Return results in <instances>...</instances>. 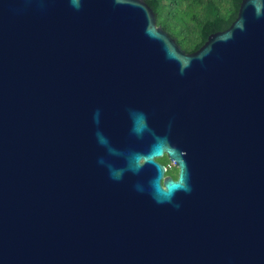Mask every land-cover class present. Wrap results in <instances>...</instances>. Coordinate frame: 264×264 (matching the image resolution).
Masks as SVG:
<instances>
[{"label": "water", "instance_id": "obj_1", "mask_svg": "<svg viewBox=\"0 0 264 264\" xmlns=\"http://www.w3.org/2000/svg\"><path fill=\"white\" fill-rule=\"evenodd\" d=\"M0 264H264V0H0Z\"/></svg>", "mask_w": 264, "mask_h": 264}, {"label": "trees", "instance_id": "obj_2", "mask_svg": "<svg viewBox=\"0 0 264 264\" xmlns=\"http://www.w3.org/2000/svg\"><path fill=\"white\" fill-rule=\"evenodd\" d=\"M155 13L156 23L187 53L200 48L208 36L227 29L242 0H144ZM176 177L166 156L159 160ZM169 167V168H168Z\"/></svg>", "mask_w": 264, "mask_h": 264}, {"label": "built area", "instance_id": "obj_3", "mask_svg": "<svg viewBox=\"0 0 264 264\" xmlns=\"http://www.w3.org/2000/svg\"><path fill=\"white\" fill-rule=\"evenodd\" d=\"M169 167L174 166V163L171 161L170 164L168 165Z\"/></svg>", "mask_w": 264, "mask_h": 264}, {"label": "flooded vegetation", "instance_id": "obj_4", "mask_svg": "<svg viewBox=\"0 0 264 264\" xmlns=\"http://www.w3.org/2000/svg\"><path fill=\"white\" fill-rule=\"evenodd\" d=\"M166 174L172 176L173 178H176L174 175L169 174L167 171H166Z\"/></svg>", "mask_w": 264, "mask_h": 264}, {"label": "rangeland", "instance_id": "obj_5", "mask_svg": "<svg viewBox=\"0 0 264 264\" xmlns=\"http://www.w3.org/2000/svg\"><path fill=\"white\" fill-rule=\"evenodd\" d=\"M164 157V156H163ZM163 157H161V158H163ZM161 158H158V160H160ZM169 168V167H168ZM175 175H177L176 173H174Z\"/></svg>", "mask_w": 264, "mask_h": 264}]
</instances>
